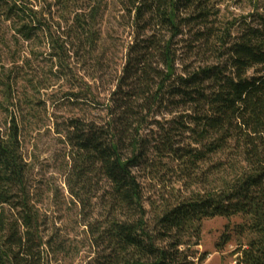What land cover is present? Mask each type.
Listing matches in <instances>:
<instances>
[{
	"label": "trees",
	"instance_id": "obj_1",
	"mask_svg": "<svg viewBox=\"0 0 264 264\" xmlns=\"http://www.w3.org/2000/svg\"><path fill=\"white\" fill-rule=\"evenodd\" d=\"M213 8L211 0H0L7 91L37 57L56 74L68 68L69 52L95 51L101 22L115 9L134 32L104 119L70 118L64 135L70 195L80 204L99 201L100 219L85 224L102 250L99 264H201L208 254L189 249L199 244L202 220L236 215L243 219L236 234L245 238L234 250L238 263L264 264V3L221 32ZM31 77V88L53 85L45 73ZM79 91L72 95L88 99ZM155 108L183 111L160 128L158 144L139 134ZM27 121L10 115L0 129V264H50V254L64 249L45 239L29 189ZM185 132L189 144L175 145L171 137ZM151 148L202 186L174 203L151 204L150 217L134 169L158 177ZM221 239L219 248L230 236Z\"/></svg>",
	"mask_w": 264,
	"mask_h": 264
},
{
	"label": "rangeland",
	"instance_id": "obj_2",
	"mask_svg": "<svg viewBox=\"0 0 264 264\" xmlns=\"http://www.w3.org/2000/svg\"><path fill=\"white\" fill-rule=\"evenodd\" d=\"M211 2L214 6L213 22L217 31L221 32L224 26L229 27L246 18L264 0ZM121 14V10L115 9L101 22L102 39L95 51L86 47L79 49L77 53L69 52L68 68L64 73L55 74V68L49 73V63L42 60V57H37L29 66L15 72L10 92L5 90L3 84L11 65L8 64L7 56H0V129L5 128L10 115L21 114L29 119L28 130L23 136V154L30 164L29 189L39 211L45 239L53 236L57 243L64 244L60 253L50 254V264H99L102 254L101 248L87 234L88 228L85 225L100 219L99 201L93 197L85 204H80L70 195L66 184L68 147L64 142V135L70 118L79 117L99 122L105 117L109 93L121 75L126 48L132 43L134 36L132 28ZM180 59L178 57L177 62H181ZM180 66L181 63L177 65V69ZM44 73L49 77L46 83L53 84L49 89H34L27 84V76L39 78ZM79 90H83L81 92L88 99L72 95ZM81 92L79 91V95ZM30 106L33 111H29ZM28 112L35 116L30 118ZM182 112L176 109L169 113L155 108L139 130L140 136L152 144H158L163 132L160 128L166 129L169 120ZM171 138L179 146H187L190 142L187 132ZM147 157L161 162L160 173L156 178H152V174L143 166L134 169L141 185L144 205L150 210V217L154 214L151 204L158 206L162 202L174 203L202 186L191 185L184 179L179 165L171 157L157 156L152 148ZM242 222L243 219L238 215L202 220L199 244L192 246L190 252H196L194 257L202 253L208 254L201 264H239L234 250L237 243L245 242L244 236L236 234ZM224 233H228L230 241L219 248L216 244L221 243Z\"/></svg>",
	"mask_w": 264,
	"mask_h": 264
}]
</instances>
